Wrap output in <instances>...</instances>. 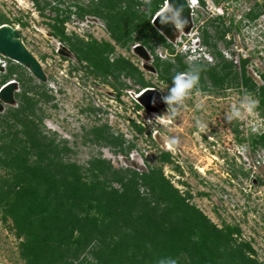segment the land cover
<instances>
[{"label":"trees","instance_id":"16d2710c","mask_svg":"<svg viewBox=\"0 0 264 264\" xmlns=\"http://www.w3.org/2000/svg\"><path fill=\"white\" fill-rule=\"evenodd\" d=\"M34 1L40 7L39 0ZM164 2L99 0L90 8L79 7L81 18L95 15L106 23L115 44L68 37L64 25L69 18H61L59 8H54L58 14L51 27L54 36L68 44L97 77L112 75L119 83L125 75L143 88L152 87L129 60L110 57L117 45L130 49L139 42L155 57L160 79L175 85L176 76L189 72L192 91L203 93L210 85L222 89L235 84L258 99L257 109L264 118V74L263 85H258L247 76L246 59L234 74L233 62L221 53H216L214 66L200 60L190 69L184 56L175 52L152 23ZM260 15V11H251L248 17L254 20ZM216 37L223 40L225 32ZM202 42L212 45L205 30ZM158 47L175 54L174 62L162 61L156 54ZM8 62L0 86L21 74V65ZM18 79L23 88L16 94L18 106L0 116V169L5 170L0 175V211L21 240L24 264L258 263L251 243L238 241L239 226L218 227L190 203V192L182 193L165 175L163 166L175 165L170 152L160 151L159 165L150 166L148 172L117 169L102 156L91 158L86 165L71 161L69 142L45 133L44 117L38 114L40 102L48 103L53 97L42 84L33 86L32 78ZM131 123L139 133L145 130ZM90 133L93 143L115 154L129 156L135 148L125 146L123 136L112 133L107 125L94 127ZM251 144L264 149V133L253 135ZM174 169L181 171L179 166Z\"/></svg>","mask_w":264,"mask_h":264},{"label":"rangeland","instance_id":"374dc122","mask_svg":"<svg viewBox=\"0 0 264 264\" xmlns=\"http://www.w3.org/2000/svg\"><path fill=\"white\" fill-rule=\"evenodd\" d=\"M93 1L97 0H39L42 10L34 0H0V24L18 29L47 75V81L42 83L21 66L22 75L12 78L19 84L17 93L23 90L20 76L32 78L33 86L42 84L48 90L53 99L48 103L41 101L38 114L44 117L45 133L56 137L55 133L56 138L69 142L73 149L69 155L71 161L86 165L91 158L102 156L117 169L148 172L150 166L159 165L160 151L170 152L175 165H164L163 170L174 186L182 193L190 192V203L218 227L239 226L242 235L238 241L250 242L257 264H264V149L251 144L253 135L264 133L258 99L235 84L222 89L210 85L207 92H193L190 73L185 72V82H191V87L185 90L184 96L169 103L175 85L160 79L155 57L149 49L145 54L139 51V42L130 49L115 45L110 57L122 56L134 64L152 86L149 88L158 91L162 103L150 94L146 102H142L140 93L144 88L131 77L122 75L119 83L112 76L97 77L85 62L77 59L68 44L54 36L51 27L56 24L58 14L54 8H59L61 18H69L64 25L68 37L115 44L101 18L80 17L79 7L90 8ZM139 1L148 3L150 0ZM46 2L50 5L45 7ZM197 2H190L196 5L191 17H181L187 23L176 32L175 40L169 41L175 52L184 56L190 69L200 60L214 66L218 62L216 53H221L233 62L234 74L240 72L242 60L246 59L247 76L263 85L264 0ZM141 10H145V6ZM251 11H260L261 15L252 20L248 17ZM204 30L212 45L203 44ZM218 32H225L223 40L217 39ZM196 39L201 42V47L200 42L197 46L203 53L194 57L186 50ZM156 54L162 61L174 62L175 54L162 47L157 48ZM2 61L5 70L0 72V80L10 65L9 60L3 58ZM16 96L15 105H5L0 116L18 106ZM252 100L257 103L252 114L229 120L233 106L239 108L241 102ZM132 121L145 129L143 133L133 127ZM198 122L206 126L203 131ZM104 125L115 135L123 136L127 141L125 146L135 145L129 156L115 154L112 149L91 141L92 129ZM171 140L177 143L171 144ZM174 166H179L181 171ZM3 174L5 170L0 169V175ZM10 227L11 221L5 222L0 211V264H24L19 253L21 240Z\"/></svg>","mask_w":264,"mask_h":264},{"label":"water","instance_id":"95a60500","mask_svg":"<svg viewBox=\"0 0 264 264\" xmlns=\"http://www.w3.org/2000/svg\"><path fill=\"white\" fill-rule=\"evenodd\" d=\"M168 3L177 8L183 6V11L181 13V17L183 19L185 17H191L192 7L190 6L188 0H168ZM161 13L154 18L153 25L168 41L173 42L176 38V32L178 30H176L174 25L171 23L162 25L160 23ZM137 49L143 54H145L147 51V48L143 45L138 46ZM3 58L25 67L40 82L45 83L47 81V75L44 72L42 64L38 58L27 48L20 32L15 30L12 26L6 24L0 26V72L5 70V66L2 65ZM18 89L19 84L15 80L8 81L6 84L0 87V112L5 109V105H15V95L18 92ZM142 93H140L142 102H146V97L150 94L156 98V101L162 103V98L159 96L157 90L150 89L146 92L143 90Z\"/></svg>","mask_w":264,"mask_h":264},{"label":"clouds","instance_id":"9594fccd","mask_svg":"<svg viewBox=\"0 0 264 264\" xmlns=\"http://www.w3.org/2000/svg\"><path fill=\"white\" fill-rule=\"evenodd\" d=\"M183 11V6L177 8L173 5H169L164 12L160 15V23L162 25H167L171 23L174 25L176 30H181L184 28L185 24L187 23V20L181 19V13ZM198 41V42H197ZM199 39H196V43L192 44L190 46V49L186 50V52L190 56L197 57L198 54H202L203 50L200 48L201 43H199ZM197 43H199V46H197ZM3 64V62H2ZM191 87V82H185L184 75H178L175 77V87L172 89V97L169 100V103L171 100L179 99L182 96L185 95V90ZM257 103L255 100H252L250 102H241L240 107L236 108V106H233V111L229 114V120L235 119H241L245 114H252L254 109L256 108ZM198 127L201 131L204 130L206 126L200 124L198 122ZM171 144L177 143L176 140H171Z\"/></svg>","mask_w":264,"mask_h":264},{"label":"built area","instance_id":"2783aa9c","mask_svg":"<svg viewBox=\"0 0 264 264\" xmlns=\"http://www.w3.org/2000/svg\"><path fill=\"white\" fill-rule=\"evenodd\" d=\"M189 1V4H190V2H192L193 0H188ZM195 1H197V0H195ZM198 3V2H197ZM168 4V0H165V2H164V4H163V6L161 7V10L154 16V18L158 15V14H160L161 12H162V10H164V8H165V6ZM192 11H193V8H192ZM154 18H153V20H154ZM153 22V21H152ZM185 76V75H184Z\"/></svg>","mask_w":264,"mask_h":264},{"label":"bare ground","instance_id":"6f19581e","mask_svg":"<svg viewBox=\"0 0 264 264\" xmlns=\"http://www.w3.org/2000/svg\"><path fill=\"white\" fill-rule=\"evenodd\" d=\"M191 4V3H190ZM169 5H171L170 3H168L166 6H165V8H164V10L169 6ZM191 7H192V4H191ZM193 8V7H192ZM164 10H162V11H164ZM2 25H5V24H2ZM2 25H0V26H2ZM6 25H8V24H6ZM9 26H11V25H9ZM15 30H18V29H16V27H14V26H12ZM148 90H150V88L149 89H144V91L146 92V91H148ZM143 94V93H142ZM141 94V95H142Z\"/></svg>","mask_w":264,"mask_h":264},{"label":"flooded vegetation","instance_id":"af4514ba","mask_svg":"<svg viewBox=\"0 0 264 264\" xmlns=\"http://www.w3.org/2000/svg\"><path fill=\"white\" fill-rule=\"evenodd\" d=\"M97 1H99V0H97ZM94 2V1H93ZM197 2V1H196ZM196 6V5H195ZM195 6H192L193 8L195 7ZM79 12H80V9H79ZM90 16V15H89ZM93 16H95V15H93ZM201 43V42H200ZM124 49H126V48H124ZM110 56H113V54H111ZM113 61L115 60V58H113L112 59ZM86 63V62H85ZM109 76H112V75H109ZM113 77V76H112ZM186 77V76H185ZM184 77V78H185ZM113 79L115 80V78L113 77ZM186 79V78H185ZM144 89H146V88H144Z\"/></svg>","mask_w":264,"mask_h":264}]
</instances>
